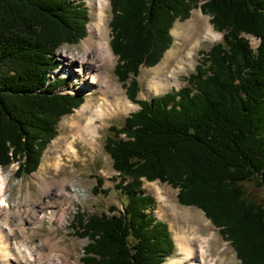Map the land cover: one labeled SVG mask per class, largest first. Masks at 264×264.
Masks as SVG:
<instances>
[{"label":"trees","instance_id":"16d2710c","mask_svg":"<svg viewBox=\"0 0 264 264\" xmlns=\"http://www.w3.org/2000/svg\"><path fill=\"white\" fill-rule=\"evenodd\" d=\"M110 2L116 72L142 109L108 130L105 148L126 202L120 215H78L76 234L91 241L82 262L166 264L176 245L168 224L151 213L156 201L143 189L147 180L168 183L181 205L203 211L241 264H264V205L243 186L264 182V0ZM85 5L0 0V165L19 162V178L37 171L59 120L84 102L60 94L63 82L49 83L47 74L61 46L87 36ZM196 8L211 17L223 41L202 53L188 86L152 102L137 100L140 68L161 62L174 42V24ZM242 33L261 38L257 51ZM103 185L97 179L94 193Z\"/></svg>","mask_w":264,"mask_h":264},{"label":"rangeland","instance_id":"374dc122","mask_svg":"<svg viewBox=\"0 0 264 264\" xmlns=\"http://www.w3.org/2000/svg\"><path fill=\"white\" fill-rule=\"evenodd\" d=\"M76 1L77 2L83 1L84 3H86L85 7L88 8L90 21L87 25V36L84 39L80 40L77 44H65L61 46L56 51L53 57V60L56 62V65L48 71L47 76H48V81L49 80L56 81L58 79L65 78L66 75L63 74L64 71H66L67 74L71 72L72 76L70 74H69L70 76L67 75L69 78H71L69 79V82L62 81L63 83H65V85L63 87H60L58 91L63 94H71L73 96L81 97L83 98L84 102L81 106L75 108L71 114L65 115L59 120L56 126V130L58 134L54 137V139L47 145L46 149L44 150L40 164L36 172L29 174V175L24 174L22 177L19 178L16 175V171L20 167L19 162H18L19 164L14 163L8 167H3L0 165V191L3 194L2 199L5 200V202L0 201V221L2 222L7 221L8 217H6V215L9 216V218L11 219L14 218L15 221H16V218L20 216L23 217L24 219L23 224L20 226L21 228L20 227L15 228L11 226V228L15 231L16 234L12 236V239H7L8 243L11 244L10 251L15 257L17 256V253L15 252L14 249H16L17 252H19L18 250L19 246H15V242L19 244L25 243L27 244L28 247L30 246L35 247V249H37V252L42 253V255H48L50 253L48 243L49 244L57 243V246L61 248H66L70 252L71 262H76L78 264H84L81 260V258L84 256L83 249L84 247H86L88 243L90 244L91 242H89L88 238H82L81 236L76 234L75 229L76 228L78 229V215L81 213H86L87 215H91L93 213L105 212L108 215L112 216V214L116 213V211L118 210L122 211L124 208V202H126L124 200V197L120 194V190L116 188V185L118 184L120 180L119 173L114 169L113 160L106 151L105 143H106L107 137L109 136L108 135L109 127L112 125L121 127L122 125H124L126 118L130 116L132 113L139 111L140 108L134 109L132 110L131 113L124 114L121 117L100 120L99 121L100 126L103 125V128H100V135L97 138L98 141L95 142V145H94L95 149H92L91 147H89L87 144H85L84 142L80 140H76L75 142V145L77 147L76 149L77 151H79L78 158L71 159L70 156L68 157H66L67 155L64 156L65 154L62 152L65 149L64 147H66L67 143L68 142L70 143L73 140L71 139L72 135H70L71 130H69V132L66 134L68 137V140L63 142L64 146L61 145L63 144L61 143L59 144V147L56 149L54 148V145H53L54 141L58 139L59 137H61L60 135H62L61 124L64 121H66V119L74 116L76 114V111L87 102V99L89 96L80 95L78 93L84 92V90L87 91V90L95 88V86L90 83L92 80V73L83 72V75H82L83 77L80 76V78H76L77 72L75 70L80 68V64L78 63L80 62L79 61L80 59L78 57L75 59H70L68 56H65V57L64 55L62 56V52L64 50H72L73 52L79 50L82 52L83 42L87 39L88 34H89L88 26L93 21L92 14H91L93 13V11L87 5V0H76ZM195 13H201L203 17L206 19V21H209L211 24V17L209 15L204 14L200 8L193 9L191 11L190 17L187 20L185 21L178 20L174 24L171 30V33H170L174 39V42L172 46L169 48V50H167V52L164 54L161 62L155 67L142 66L140 68V74L137 77V81L139 82V86H140V91L138 93L137 100H149V99L151 100L153 97L163 96L167 93L173 92L174 90L175 91L180 90L188 86L187 78H189V76L195 72L197 65L201 63V59L204 56L202 55V53L209 52L212 46L222 42L223 37L217 42L202 45L200 49L201 50L200 54L197 55L198 63L195 69L190 71L189 74L179 73L178 76L176 77L180 83L179 87H176L168 92H161V93L154 92V93L148 94L146 90L148 80L153 78V76L157 75L156 74L157 68L162 64V62L164 61L169 51L176 45V38L172 34L174 28L178 25H182V26L186 25L189 22V20L192 19ZM112 19H113V12H112L111 2H110V10L108 12V18L106 21L108 23V29L106 27L103 28L104 34L105 33L109 34L110 43L112 41V29L110 27V23ZM183 29L185 28L183 27ZM250 43L253 47L256 48V43L254 41L250 40ZM115 58L116 60L114 64L109 65L108 70L113 75V78L117 80L118 82H120L117 72H116L118 57L115 56ZM77 74H80V73H77ZM66 82H67V85H66ZM72 83H76V84L73 86ZM120 84H121L120 93L126 95L127 94L126 86L123 85L122 82H120ZM114 93L115 92L110 93V95L111 96L115 95L116 93L115 94ZM93 94L95 96V100H97L101 98L103 92L93 91ZM122 138L124 137L122 136ZM54 149H56L58 153ZM60 156L62 159L60 158ZM45 159H51L53 166L48 169L47 173L45 174V182L42 183L41 181H39L38 177L36 176L40 172L41 166L43 162L45 161ZM21 163H23V161H21ZM58 165L59 167H57ZM75 177L79 179L80 183L84 187L88 188L89 192L91 193L90 197L82 198L77 203H71L69 201L64 202L63 199L65 198V196L61 198L59 197L58 201L59 199L61 201H59V204H57V207L55 209L48 208V206L45 205L44 210H40L39 212L37 211L38 214L41 215L39 219H34L32 217L33 215L36 216L35 212L33 213L30 212L31 214L29 215L28 218H26V215L28 214V212L23 211L27 206L24 203L25 197L29 193H33L37 197L38 189H39L38 185H40V183L43 185L51 184L53 180L60 181L64 178L72 179ZM97 178L102 179L104 181V185L102 187L103 191L99 190L101 193L95 194L94 189H96ZM243 186L247 193V196L251 200H254L258 202L259 204L264 205V182L262 180H252L249 182H245L243 183ZM143 189L148 194L153 196L156 201L155 209L153 212H151L152 215L157 216L159 220L164 221L165 223L169 225V228L171 230L170 232L172 234V238L174 239V241H175V234H176L175 229L177 228L176 227L173 228L171 226L172 225L171 219L173 218L172 215H176L181 221V223L183 222L185 226L188 227V231L191 230V228L194 226L193 223L197 225L196 221L198 222V220L195 219L196 214L194 213L196 211L200 212L206 220L211 222L206 217L204 212L201 211L200 209L196 207H187V206L181 205L178 201V190L175 189L174 187H171L168 183H161L159 181L148 182L147 180H144ZM158 191L162 192L163 193L162 195H165L167 197L168 201L166 203L160 201L157 195ZM57 197H55V199H57ZM62 201L63 203H61ZM112 208H116L117 210L113 211ZM163 208H164V212L168 213L169 217H161L160 215L157 214ZM7 209H10V210H7ZM19 209H21L22 211H20ZM33 209H40V205L34 204ZM187 210H191L193 212L195 221L191 219L192 217L189 218L187 216V215H190L188 214L189 212H187ZM51 211L56 213L55 215L56 219H53V221L49 218L52 216L50 213ZM170 211L172 212V214ZM59 217H60V221H59ZM41 218H43V220L40 223ZM30 219L32 221H30ZM49 219L51 220V222ZM64 221H66L67 223H64ZM73 227L75 229H73ZM200 228H201L200 230L202 232V235L204 236H207L206 233H208V230L210 229L214 230L216 234L218 235L217 241H214L213 239L211 240V247L209 249L210 254L212 255L213 258L214 257L215 259L222 258L221 254H217L216 249L219 248L225 242V244H228L227 246L230 252L235 256L236 264H241V262L237 258L235 249L233 248L231 243L226 242L223 239L221 233L212 224V222L210 223V226L208 227V229H205L201 226ZM21 231L25 232L29 239H25V236L23 232ZM177 252H178V247L176 244L175 253L170 255V257L168 256L169 259L167 257L166 264H171L170 261L177 254ZM34 256L36 257V253L35 255L33 254V257L31 256V258L33 259ZM21 257L23 258L22 254H21ZM229 258L230 257H227V260H229ZM40 260L42 259L34 258L33 263L41 264ZM227 260L226 261L224 260V264H233L231 262L228 263ZM42 263L48 264L49 262L44 259Z\"/></svg>","mask_w":264,"mask_h":264},{"label":"bare ground","instance_id":"6f19581e","mask_svg":"<svg viewBox=\"0 0 264 264\" xmlns=\"http://www.w3.org/2000/svg\"><path fill=\"white\" fill-rule=\"evenodd\" d=\"M87 5L93 11V13H91L93 21L88 26L89 34L87 39L83 42L82 52L79 50L75 52L72 50H64L62 52V56L64 55V57L68 56L70 59L78 57L80 59V62H78L80 68L75 70L80 74L76 73V78H80V76L83 75V72L92 73V80L90 83L95 86V88L90 89L91 91L84 90V92L78 93L80 95L89 96L87 102L76 111L74 116L66 119V121L61 124L62 135H60L61 137L56 139L53 143L54 148L57 149L59 144L68 140L66 134L71 130L70 135H72L71 139L73 140L70 143L66 142L67 145L62 151L65 154L64 156H70L71 159L79 157V151H77L75 145L76 140H80L92 149H95L94 145L95 142L98 141L97 138L100 135V128H103V125L100 126V120L121 117L124 114L131 113L134 109L140 108L139 104L131 101L125 94L120 93V82L115 80L108 70L109 65H113L116 60L115 54L111 49L109 34H104L103 29L104 27L108 29V23L106 21L110 10V0H87ZM183 27L185 29H183ZM172 34L176 38V45L169 51L162 64L157 68V75L148 80L146 87L148 94L154 92H168L179 87L180 83L176 77L179 73L189 74L190 71L195 69L198 63L197 55L200 54L202 45L217 42L223 37V34L216 31L201 13H195L186 25L176 26ZM63 74L66 76H72L71 72L69 73L70 75L67 74L66 71H64ZM93 91H102L103 94L101 98L95 100ZM113 92L116 94L114 93L115 95L111 96L110 93ZM61 145L64 146V143ZM56 149L54 150L56 151ZM52 166L51 159H45L40 172L36 176L39 181L42 183L45 182V174ZM57 167H59V165ZM38 186V198L33 193H29L25 197L24 203L27 206L23 211L28 212L26 218H28L31 213L35 212L36 216L33 215L32 217L34 219H39L41 215H39L38 212L44 210L45 205H47L48 208L55 209L57 204H59V201H61L60 199L58 201L59 197L61 198L65 196L63 199L64 202L69 201L71 203H77L82 198H88L91 196L88 188L84 187L77 177L72 179L64 178L60 181L53 180L51 184L45 185L40 183ZM162 194V192L158 191V198L161 202L166 203L168 199ZM2 197L3 194L0 191V201L5 202ZM55 197H57V199H55ZM63 201L61 203H63ZM34 204H39L40 209H33ZM21 209L19 210L22 211ZM53 211L50 212L52 216L49 217L52 221L53 219H56V213ZM190 211L191 210H187V212H189L188 214H190L187 216L189 218L192 217L191 219L194 220V214ZM194 213L196 214L195 219H197L198 222L196 221L197 225L193 223L194 226L189 231L188 227H186L183 222L182 224L176 215H172L171 226L177 228L175 229V242L178 247V252L171 259V264H224V260L226 261L227 257H230L229 260H227L228 263L231 262L236 264L235 256L230 252L227 246L228 244H225V242L216 249L217 254H221L222 258L215 259V257H212L209 250L211 247V240L213 239L214 241H217L218 235L211 229L208 230V233L205 232L207 236L202 235L200 226L208 229L211 222L206 220L200 212L196 211ZM157 214L161 217H169L168 213L164 212V208ZM6 217H8L7 221H0V264H34V258L42 259L40 260L41 264H43L42 261L44 259L49 262L48 264H78L76 262H71L70 252L66 248L57 246V243H48L50 253L48 255H42V253L37 252L35 247H28L25 243L19 244L15 242V246H19V252L15 257L10 251L11 244L8 243L7 239H12V236L16 234L11 226L19 228L23 224L24 219L20 216L17 217L15 221L14 218L11 219L7 215ZM42 220L43 218H41L40 223ZM30 221L32 220L30 219ZM64 223L67 222L64 221ZM23 234L25 239H29L25 232H23ZM35 253L36 257L34 256L32 259L31 256L33 257V254L35 255ZM21 254L23 255V258L21 257Z\"/></svg>","mask_w":264,"mask_h":264}]
</instances>
